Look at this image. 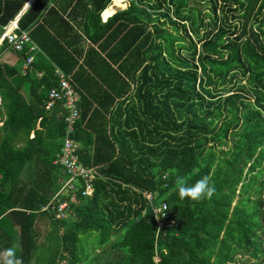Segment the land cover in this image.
<instances>
[{
  "label": "trees",
  "instance_id": "16d2710c",
  "mask_svg": "<svg viewBox=\"0 0 264 264\" xmlns=\"http://www.w3.org/2000/svg\"><path fill=\"white\" fill-rule=\"evenodd\" d=\"M27 1L0 0V26ZM82 1H68L69 21L59 0H34L17 24L40 50L24 74L0 59V251L14 246L22 264H264V0H129L105 22L110 0ZM56 67L79 94L72 137L97 172L91 195L61 194L53 177L65 126L59 103L45 108ZM205 175L211 200L179 198L176 176ZM151 191L173 219L159 233ZM54 225L61 244L46 253L38 240Z\"/></svg>",
  "mask_w": 264,
  "mask_h": 264
},
{
  "label": "built area",
  "instance_id": "2783aa9c",
  "mask_svg": "<svg viewBox=\"0 0 264 264\" xmlns=\"http://www.w3.org/2000/svg\"><path fill=\"white\" fill-rule=\"evenodd\" d=\"M6 43L16 51H21L25 45H28L30 53L24 61L23 70L29 68L33 61V53L37 46L32 41L26 29H19L16 21L9 22L0 26V45ZM57 83L50 87L47 93L45 108L51 110L57 103L65 110L63 116L64 136L60 146L59 153L53 160V163L59 165L65 174V179H61V194H72L81 188L82 195H91L94 187V180L97 172L95 168L84 165L78 158L77 151L79 143L72 135L75 132L76 120L79 117L78 94L69 80L68 76L59 67L55 68ZM145 197L150 202L151 210L154 213L157 232L165 231L166 227L173 223L168 210V203L161 199L156 201L154 192H145ZM54 214L56 218H63L70 212L67 200L59 198L56 200ZM158 217L159 219H157Z\"/></svg>",
  "mask_w": 264,
  "mask_h": 264
},
{
  "label": "crops",
  "instance_id": "0c3cea01",
  "mask_svg": "<svg viewBox=\"0 0 264 264\" xmlns=\"http://www.w3.org/2000/svg\"><path fill=\"white\" fill-rule=\"evenodd\" d=\"M33 1L34 0H28L24 4V6L20 10V12L12 20H10L9 22H13V21L18 22V19H19L20 15L28 9V7L30 6V4H32ZM68 1L69 0H59V5L61 6L60 7L61 10H59V13L65 18H68L67 15H68V13H70V11L72 9V6H73V3L69 2V4H68ZM115 1H116V3H115ZM85 2H86V0H83L77 6V10L83 11L85 9V7H89L90 6V4L87 5ZM53 3H54V0H49L48 7L51 6ZM128 5H129V0H110V2L107 4V6L103 9V11L100 14L101 21L105 22L107 20V18L109 16H111L113 13H115L118 10H122V9L126 8ZM46 11H47V8H46V10L44 12H46ZM53 16H55V15L52 14V15L47 17L49 24L51 23L53 28L58 33H68L67 30H64V26L65 25L64 24H60V22L57 19H54ZM69 21H71V20L69 19ZM77 28L79 30V27H77ZM26 30L28 31V29H26ZM35 45L37 46V50L36 51H39L40 50L39 46L36 43H35ZM36 51H34V52H36ZM33 55H34V53H33ZM0 59H1V61H5V62H8V63H13V64H16V65L19 64L21 73L22 74L25 73L24 70H23L24 60H21V58H19L18 54L11 47H9L8 45H4V46L0 45ZM33 72L35 73L36 76H39L41 74L38 71H34L33 70ZM67 76H68V78L70 80V76L69 75H67ZM28 90H29V82H25L23 87H22V89H21V91L24 93V95H25V97L27 99H29V91ZM78 97H79V94H78ZM1 123H2V121L0 120V125H1ZM32 135L33 134L31 133V136ZM53 177L55 179V183L58 184V186H59V185H61V182H59V181H60V179H65V174H64L63 170L60 167H58V168H55V170L53 172Z\"/></svg>",
  "mask_w": 264,
  "mask_h": 264
},
{
  "label": "clouds",
  "instance_id": "9594fccd",
  "mask_svg": "<svg viewBox=\"0 0 264 264\" xmlns=\"http://www.w3.org/2000/svg\"><path fill=\"white\" fill-rule=\"evenodd\" d=\"M167 179V177H165ZM210 177L205 175L189 186L186 179L181 176H176L175 185L178 190V195L181 200L189 199L193 202H199L203 199L213 197L216 189L210 183ZM159 219L158 217H156ZM0 264H22V260L17 257L15 247H9L0 251Z\"/></svg>",
  "mask_w": 264,
  "mask_h": 264
},
{
  "label": "rangeland",
  "instance_id": "374dc122",
  "mask_svg": "<svg viewBox=\"0 0 264 264\" xmlns=\"http://www.w3.org/2000/svg\"><path fill=\"white\" fill-rule=\"evenodd\" d=\"M162 198L163 196L159 195L156 197V201L159 202ZM81 240H82V244H84L87 249L85 254H91L93 252V246L98 244L96 234L83 235ZM60 244L61 242H59L57 228L55 227V225L46 234H43L41 232V238L38 240V245H43L44 247L43 249L45 250L46 253L50 248L54 249L57 245ZM84 264H93V263H84Z\"/></svg>",
  "mask_w": 264,
  "mask_h": 264
},
{
  "label": "water",
  "instance_id": "95a60500",
  "mask_svg": "<svg viewBox=\"0 0 264 264\" xmlns=\"http://www.w3.org/2000/svg\"><path fill=\"white\" fill-rule=\"evenodd\" d=\"M56 202V199L54 198L51 202H50V205H49V209L51 210L53 205L55 204Z\"/></svg>",
  "mask_w": 264,
  "mask_h": 264
},
{
  "label": "bare ground",
  "instance_id": "6f19581e",
  "mask_svg": "<svg viewBox=\"0 0 264 264\" xmlns=\"http://www.w3.org/2000/svg\"><path fill=\"white\" fill-rule=\"evenodd\" d=\"M115 3H116V1H115Z\"/></svg>",
  "mask_w": 264,
  "mask_h": 264
}]
</instances>
